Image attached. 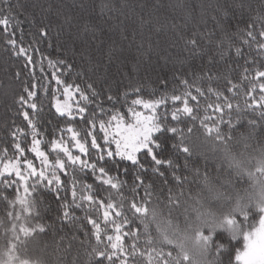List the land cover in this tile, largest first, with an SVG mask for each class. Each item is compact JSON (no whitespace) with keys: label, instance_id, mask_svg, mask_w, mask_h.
<instances>
[{"label":"trees","instance_id":"obj_1","mask_svg":"<svg viewBox=\"0 0 264 264\" xmlns=\"http://www.w3.org/2000/svg\"><path fill=\"white\" fill-rule=\"evenodd\" d=\"M0 9H11L21 22L10 26L18 43L22 31L23 45L39 49H30L33 62L26 66L0 26V163L15 159L19 142L39 170L30 151L29 119L43 133L37 139L50 160L55 155L50 142L69 136L58 129L84 127L79 118L55 110L53 99L66 85L79 86L88 100L78 92V105L98 120L118 109L129 121L128 107H139L133 99L167 97L157 113L161 122L182 130L189 150L173 149L179 135L168 133L158 151L176 167L162 166L159 176L145 164L143 183L135 178V166L118 157L111 178L100 182L77 171L74 186L60 197L53 187H33L40 182L29 180L27 212L17 201L19 185L0 184V261L15 244L16 260L30 264H177L176 248L165 240L166 220L180 216L187 193L203 177L225 174L234 153L264 149V75L258 74L264 73V0H0ZM44 26L48 37L34 41ZM48 59L72 65L71 71L60 69L63 85L56 83L59 71ZM25 88L36 96L28 97ZM22 95L37 108L22 104ZM172 95L187 99L191 108L179 120L171 112L182 109L183 100L172 101ZM96 134L99 141L98 127ZM61 179L68 185L64 175ZM219 237L226 238L223 232ZM242 247L243 237L228 245L233 264Z\"/></svg>","mask_w":264,"mask_h":264},{"label":"snow or ice","instance_id":"obj_2","mask_svg":"<svg viewBox=\"0 0 264 264\" xmlns=\"http://www.w3.org/2000/svg\"><path fill=\"white\" fill-rule=\"evenodd\" d=\"M21 22L12 14L11 9H0V26H4L6 35L11 36V39H7V43L12 47L14 54L23 55L26 60V66L32 65L33 55L30 49L39 51L34 45L25 47L22 43L23 32L21 31V40L18 43L15 38L16 33L10 26H19ZM49 35L48 26L41 27L39 29V37L33 36L35 41L39 39H46ZM249 37L253 34L251 31L247 33ZM264 36V32L261 33ZM227 39V37H225ZM190 44L196 46V41H189ZM51 46V45H49ZM261 47H264L262 45ZM236 53H241L240 48H236ZM43 59V58H42ZM47 63L50 67H56L59 71V75H56V83L63 85L64 81L60 79V76L64 75V69L66 71L72 70V65L66 61L48 59ZM43 71V68H41ZM264 75V73H258ZM187 82L184 81V84ZM73 85H66L63 89L64 93L71 95L69 89L73 88ZM76 91L79 92L82 99L88 100V96L80 90L79 86H75ZM91 89V85H88ZM35 88V85H33ZM28 97H35L36 91L24 89ZM46 91V89H45ZM139 92V89H134ZM92 95L96 96L95 90H92ZM114 99L112 96L108 97V100ZM167 97H161L155 100H144L136 98L131 101L133 106H142V109L147 110L148 114H145L143 110H137L136 107H128L127 111L131 116V120H125V116L118 109L114 110L107 119L97 118L95 112L89 113L85 116L87 111L86 107L77 106L75 114L71 110L70 106L61 104L59 100L55 103V110L61 117L67 116L72 119L79 118L84 124V127L77 129L72 124H68L67 127L58 129L60 134L68 133V139H65L63 135L59 139H53L50 142L51 150L55 154L50 160L49 154L41 149V144L44 142L42 139H37V136H43L36 127V124L32 120H28V123L32 126L31 132V146L30 151L39 158L40 167L39 170L34 166L33 160L25 156V148L21 146L19 142L15 143L14 147L18 151V155L15 159H9L7 163L2 165L0 170V184L5 187H17L20 183L25 185L29 180H38L40 184H34L33 187H39L41 184L48 187H53L57 195L60 197V193L65 191L66 187H73L75 182L74 173L79 171L81 174L91 173L95 177V180L104 182L102 178H111L110 175L111 165L115 164L117 170L119 169L118 161H129L136 169V177L140 183H143L141 173L145 170V164L152 165L151 171L159 176H164V173L160 171L162 166L167 165L168 168L176 167L174 159L164 158V153L158 151L163 149L164 143L168 140V133L178 134L179 143L173 144V149L181 151L184 154L188 153V148L183 143L182 130L177 127L169 126L166 122H161L160 115L157 113V109L165 104ZM172 101L183 100V107L177 108L171 112V116L175 120L180 119V114H189L191 108L188 106L187 99L180 95H172ZM20 102L27 105L31 109H36V103H29L25 96L20 97ZM99 106V105H98ZM101 112H105L101 108ZM107 115V113H105ZM25 119H28L29 113L23 112ZM99 128L102 132L100 140L97 139L96 129ZM83 133V135H82ZM160 135L157 136L156 134ZM90 138V139H89ZM71 141V144H69ZM114 145V148H113ZM151 159L148 160L147 158ZM23 158V160H21ZM143 160V162H142ZM127 171V170H125ZM6 174H9L6 177ZM17 179H12L11 176ZM64 175L68 180V185H65L61 176ZM179 181V177L173 176ZM0 191L4 189L0 188ZM73 195L75 193L73 192ZM257 216L252 217L251 222L248 223V230L244 231L239 236H233L231 240L243 237L244 246L243 250H237L235 260L241 262V264H264V215L258 216V224H253ZM217 241H223L224 243L217 249L220 253L221 264H233L231 260V253L228 251V245L231 240L226 238H216ZM226 245V247H225ZM16 245L13 244L11 248V254L9 260L15 262ZM178 260V258H176Z\"/></svg>","mask_w":264,"mask_h":264},{"label":"clouds","instance_id":"obj_3","mask_svg":"<svg viewBox=\"0 0 264 264\" xmlns=\"http://www.w3.org/2000/svg\"><path fill=\"white\" fill-rule=\"evenodd\" d=\"M233 155L225 174L203 177L187 193L180 216L166 220L165 240L176 248L177 264H221L217 249L224 242L217 233L232 239L264 215V149Z\"/></svg>","mask_w":264,"mask_h":264},{"label":"rangeland","instance_id":"obj_4","mask_svg":"<svg viewBox=\"0 0 264 264\" xmlns=\"http://www.w3.org/2000/svg\"><path fill=\"white\" fill-rule=\"evenodd\" d=\"M69 92L71 93V95L65 94L64 91H63V93H61L62 95L57 94L55 96V98L53 99V102H54V106H55V103L57 102V100H59L61 102V104H66V105L70 106L71 110L74 113L76 111V109H77V106H79L78 105V96H77L78 95V92L76 91V88L75 87L69 89ZM137 110H143V111H145V114H148V111L142 109V106H139L137 108ZM130 120H131V118H130ZM127 121L128 120H126V122ZM41 149L44 150L42 147H41ZM7 162L0 163V170H2V165L4 163H7ZM6 175L8 176L9 174H6ZM29 193H30V191H29V187H28V182H26L24 186H23L22 183H20L19 184V195H18L17 201H18L19 205H21L22 207H24V209H25L26 212L28 210V197H29ZM256 224H258V222ZM243 246H244V240H243ZM242 250H243V247H242ZM0 264H13V262L10 261L9 258H8L7 260H4L2 262L0 261ZM14 264H30V263H28L26 261H17L15 259ZM238 264H241V262H239Z\"/></svg>","mask_w":264,"mask_h":264}]
</instances>
